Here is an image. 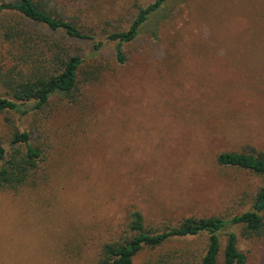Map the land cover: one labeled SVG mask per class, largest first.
<instances>
[{
    "label": "rangeland",
    "instance_id": "obj_1",
    "mask_svg": "<svg viewBox=\"0 0 264 264\" xmlns=\"http://www.w3.org/2000/svg\"><path fill=\"white\" fill-rule=\"evenodd\" d=\"M153 1H49L96 29L94 40L69 42L84 56L102 40L96 59L110 68L82 86L75 108L54 97L37 114L0 115L6 146L17 125L38 127L49 142L42 184L0 193V264H92L135 210L155 231L251 207L263 180L217 156L264 150V0H168L118 63L101 30L127 28ZM226 231L237 233L246 264H264V235ZM206 244V236L173 238L133 264L185 249L193 259Z\"/></svg>",
    "mask_w": 264,
    "mask_h": 264
},
{
    "label": "trees",
    "instance_id": "obj_2",
    "mask_svg": "<svg viewBox=\"0 0 264 264\" xmlns=\"http://www.w3.org/2000/svg\"><path fill=\"white\" fill-rule=\"evenodd\" d=\"M49 1L0 0V115L13 113L21 118L37 114L45 111L54 97L68 99L75 108L81 102L82 86L99 82L110 68L108 62L96 59L103 47L102 40L95 43L94 53L84 56L69 42L94 40L96 29L78 17L59 12ZM166 1L155 0L137 7L127 28L118 24L101 30L107 41L116 43L118 63L126 62L125 46L140 35L149 16ZM33 129L17 125L10 133L8 146L0 141V193L18 194L28 186L39 187L45 180L42 165L46 161L48 137L38 127ZM217 162L250 171L263 180L249 209L230 217L188 216L177 225L155 231L146 227L141 211H132L118 233L103 243L92 264H133L145 248L160 247L173 238L198 236L207 238L199 256L195 254L192 259L188 249L178 250L163 255L158 264H246L247 255L238 247L237 233L226 230L240 226L247 239L264 235V150L222 152Z\"/></svg>",
    "mask_w": 264,
    "mask_h": 264
}]
</instances>
